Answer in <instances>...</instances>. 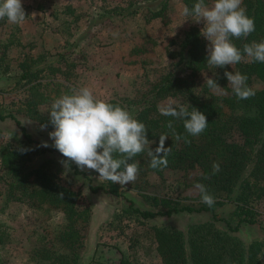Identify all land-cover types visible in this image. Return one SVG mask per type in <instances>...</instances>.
Wrapping results in <instances>:
<instances>
[{"label": "trees", "instance_id": "16d2710c", "mask_svg": "<svg viewBox=\"0 0 264 264\" xmlns=\"http://www.w3.org/2000/svg\"><path fill=\"white\" fill-rule=\"evenodd\" d=\"M182 1L190 16L198 15L209 3ZM141 3H146L140 7L150 10L152 19L167 18L169 0ZM219 3L229 18L224 30L229 59L210 54L199 28H192L185 33L180 51L170 55L185 60L184 75H166L155 86V100H146L133 116L118 100L97 106L106 131L99 144L105 166L115 174L161 176L166 170L192 174L188 186L201 190L194 204L149 196L158 209L138 208L118 192L113 181L97 185L86 177L73 163L71 149L63 155L57 147L42 148L15 115L0 112V121L12 119L22 135L17 147L0 145L2 168L9 177L7 201L25 204L38 220L50 221L58 213L65 219L53 243L38 237L32 250L34 264H81L83 232L90 220V209L80 204V192L61 183L52 162L34 164L37 156L48 153L66 157L75 174L89 179L93 194L125 199L126 212L144 221L181 215L206 218L186 230L152 228L163 264H264V215L258 209L264 203V0H243L239 9L228 0ZM12 7V3H0V14L9 16ZM22 70L21 79L32 84L28 99L32 118L48 129H58V138L64 139L66 119L59 112L53 116L39 113L38 105L48 97L37 93L41 83L31 64L25 62ZM204 73L212 79L201 85L198 77ZM256 81L263 85L259 90L253 88ZM168 97H182L183 104L161 112L157 102ZM234 131L241 143L229 140ZM247 229L255 231L257 238L245 241L241 234ZM6 234L0 228V246ZM119 264L130 263L122 259Z\"/></svg>", "mask_w": 264, "mask_h": 264}, {"label": "rangeland", "instance_id": "374dc122", "mask_svg": "<svg viewBox=\"0 0 264 264\" xmlns=\"http://www.w3.org/2000/svg\"><path fill=\"white\" fill-rule=\"evenodd\" d=\"M142 0H0L14 4L9 16L0 14V112L15 115L39 141L42 148L57 147L63 155L71 149L73 163L94 184L113 181L118 192L141 209L157 210L149 196L166 197L184 204L196 202L201 190L188 185L193 175L166 170L163 175L115 174L102 162L98 142L93 141V121L98 104L118 100L131 116L143 103L155 100V86L166 75H184L185 60L170 56L180 51L187 31L199 28L207 50L215 57L229 59L225 27L229 18L222 14L220 0H209L195 16L188 15L182 0H169L166 19H152L150 10L141 8ZM239 9L243 0H228ZM140 3V4H139ZM249 59L248 57L245 58ZM31 64L41 83L37 93L47 101L38 105L43 116L59 112L67 122L65 138L58 129H48L32 118L28 106L30 87L21 79L22 64ZM208 73L198 77L199 84L209 82ZM262 83L253 84L255 90ZM220 94L225 92L219 90ZM218 93V94H219ZM183 104L182 97L158 100L161 112ZM232 142H242L238 132ZM21 131L12 119L0 121V145L19 146ZM52 162L62 184L80 192V204L90 209L85 228L81 264H163L157 252L152 228L173 226L186 230L206 218L181 215L142 220L126 212L127 202L104 193L93 194L89 179L75 174L66 157L48 153L35 158L40 166ZM9 177L0 160V228L5 243L0 246V264H34L32 250L38 237L53 243L65 225L62 213L50 221L36 219L23 203L8 202L5 193ZM264 215V203L258 208ZM264 219V218H263ZM245 241L257 238L247 229Z\"/></svg>", "mask_w": 264, "mask_h": 264}, {"label": "built area", "instance_id": "2783aa9c", "mask_svg": "<svg viewBox=\"0 0 264 264\" xmlns=\"http://www.w3.org/2000/svg\"><path fill=\"white\" fill-rule=\"evenodd\" d=\"M105 133L106 131L104 129V123L97 115L93 121V131H92L93 141L100 143L103 140Z\"/></svg>", "mask_w": 264, "mask_h": 264}]
</instances>
